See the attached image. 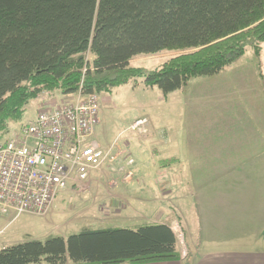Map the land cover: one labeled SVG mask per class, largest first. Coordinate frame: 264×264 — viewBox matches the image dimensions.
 Returning <instances> with one entry per match:
<instances>
[{"label":"trees","instance_id":"1","mask_svg":"<svg viewBox=\"0 0 264 264\" xmlns=\"http://www.w3.org/2000/svg\"><path fill=\"white\" fill-rule=\"evenodd\" d=\"M262 43L264 0H0V142L44 91L101 96L144 78L168 97L192 79L221 74L248 47L260 55ZM170 50L195 52L157 71L131 66L138 56ZM180 259L176 233L166 224L84 230L0 249V264Z\"/></svg>","mask_w":264,"mask_h":264},{"label":"rangeland","instance_id":"2","mask_svg":"<svg viewBox=\"0 0 264 264\" xmlns=\"http://www.w3.org/2000/svg\"><path fill=\"white\" fill-rule=\"evenodd\" d=\"M257 25L243 34H251ZM258 47L261 49L256 51L262 50L260 55L248 47L245 54L221 74L192 79L184 89L168 97L157 87H148L144 78L101 95L99 125L95 128L94 139L105 154L110 149L114 156L118 154L117 160L112 164L108 160L87 183L73 185L60 193L44 218L24 214L12 221L11 217L0 215V249L29 239L67 238L84 230L134 229L159 222L163 213L177 214L178 209L196 224L198 207L195 205L194 188L187 185L173 188L171 172L167 175L156 173L153 165L160 169L169 160L171 168V154L177 147L178 138L182 145L176 150L187 167L189 161L202 162L206 159L205 155L218 150L219 139H213V135L218 136L219 130L213 134L209 126L220 103L240 106L252 100L253 109L264 112V43ZM193 52L170 50L142 55L136 57L131 66L146 72L157 71L171 59ZM89 58L92 61V56ZM256 87H259L258 91ZM62 98L58 91L40 93L24 108L21 118L8 124L4 131L9 133L4 135V139L17 135L21 127L34 119L41 109ZM141 119L149 122L145 134L131 129V125ZM190 130L194 137L190 143L193 142L202 151L201 156L189 153L191 145L187 142V134ZM131 161L135 164L129 168ZM186 174L185 171L180 173L181 184L186 182ZM144 179L148 182L147 187ZM158 179L161 187H155L154 182ZM130 180H134L133 189L127 185ZM161 190L163 194H160ZM177 194L181 196L179 202ZM174 232L181 242L186 234L185 228L175 226Z\"/></svg>","mask_w":264,"mask_h":264},{"label":"crops","instance_id":"3","mask_svg":"<svg viewBox=\"0 0 264 264\" xmlns=\"http://www.w3.org/2000/svg\"><path fill=\"white\" fill-rule=\"evenodd\" d=\"M248 101L240 106L220 103L209 126L213 134L219 130L218 136L213 135V139H219V149L205 155L204 161H189L187 167L176 150L182 145L178 138L171 168L169 160L161 171L153 165L156 173L171 172L173 188H194L198 207L196 224L179 209L177 214L163 213L154 223L169 225L173 230L182 225L186 234L178 241V249L180 254H187L186 259L155 264H264V112L253 109L252 100ZM193 138L190 130L189 153L201 156L202 151L190 143ZM129 164L132 168L135 162ZM174 165L177 168H172ZM184 171L186 182L181 184L179 175ZM133 181L127 183L129 189L134 188ZM154 183L161 187L159 179ZM180 199L177 194V202Z\"/></svg>","mask_w":264,"mask_h":264},{"label":"built area","instance_id":"4","mask_svg":"<svg viewBox=\"0 0 264 264\" xmlns=\"http://www.w3.org/2000/svg\"><path fill=\"white\" fill-rule=\"evenodd\" d=\"M101 102L99 95L81 92L57 99L0 142V215L12 221L24 214L44 218L60 193L87 183L108 160H117L94 139ZM148 124L141 119L131 129L145 134ZM186 257L183 252L181 258Z\"/></svg>","mask_w":264,"mask_h":264}]
</instances>
